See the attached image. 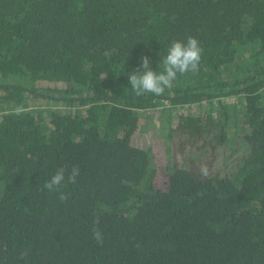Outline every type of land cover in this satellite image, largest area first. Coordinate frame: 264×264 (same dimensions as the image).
<instances>
[{"label":"trees","instance_id":"trees-1","mask_svg":"<svg viewBox=\"0 0 264 264\" xmlns=\"http://www.w3.org/2000/svg\"><path fill=\"white\" fill-rule=\"evenodd\" d=\"M189 36L199 72L136 95ZM0 264H264V0H0Z\"/></svg>","mask_w":264,"mask_h":264},{"label":"clouds","instance_id":"clouds-1","mask_svg":"<svg viewBox=\"0 0 264 264\" xmlns=\"http://www.w3.org/2000/svg\"><path fill=\"white\" fill-rule=\"evenodd\" d=\"M202 53L203 48L200 41L195 37L189 36L186 41L173 40L167 49V54L162 59L159 71L152 69L149 57L141 58L140 66L129 75L131 89L136 95L151 93L155 96H162L166 89L173 88L178 74L199 72ZM80 171L79 166H73L70 172L67 168L60 167L44 187L51 192L60 191L62 184L76 183ZM201 174L208 175L206 166L201 168ZM69 198L70 194L60 191L61 201H67ZM93 238L98 243H103V234L98 229L93 231Z\"/></svg>","mask_w":264,"mask_h":264},{"label":"rangeland","instance_id":"rangeland-1","mask_svg":"<svg viewBox=\"0 0 264 264\" xmlns=\"http://www.w3.org/2000/svg\"><path fill=\"white\" fill-rule=\"evenodd\" d=\"M203 107H204V105H200V106H198L196 104L190 105V107L188 108V114L191 113V114H194L195 116H197V115H199V114L202 113ZM189 109H191V111ZM186 110L187 109L182 108V109H179V110H172V111H173V114L175 115L177 113H184V114H186ZM143 114H145V116L148 118L147 119V122H146L147 126L149 128H151V127L154 128V129L157 128L160 131H162L163 133L161 132L162 133L161 136H163V138H164L165 137V134H164L165 133V127H164V125H166V122H165L166 116L164 117V122H163V119H162L161 120L162 123L160 124L159 123V120L160 119H159V112L158 111H156V110H145V111H143L142 115ZM140 125H141V127H140V130L137 132V134H140L141 136H137L135 138L134 142H135V144L137 146H141V147L147 148V145H148V143H150V140L148 139V134H147V137L146 136H143L144 125L143 124H140ZM149 132H150V129H149ZM156 135L157 134L153 133V135H151V139H157V136ZM229 139H230V137H229ZM166 141H167L166 138H164L163 146L161 144V150H163V152L161 153V159L160 158H156V160L160 162L161 168H164L165 164H168L169 161L171 160V158L169 160V153H170V149L169 148H171V147H170V144L169 143H166ZM152 142L158 144L157 142H159V140H157L156 142L155 141H152Z\"/></svg>","mask_w":264,"mask_h":264}]
</instances>
